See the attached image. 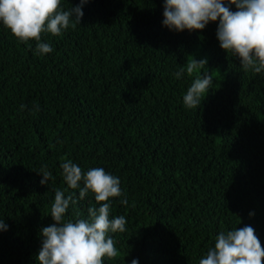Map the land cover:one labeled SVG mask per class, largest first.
<instances>
[{
    "label": "trees",
    "instance_id": "trees-1",
    "mask_svg": "<svg viewBox=\"0 0 264 264\" xmlns=\"http://www.w3.org/2000/svg\"><path fill=\"white\" fill-rule=\"evenodd\" d=\"M164 3L89 0L80 25L42 34L45 55L0 23V264H38L55 189L78 199L62 157L121 180L128 204L110 198V219L125 216L126 231L109 233L120 255L104 264H199L221 231L244 226L264 247V73L220 47L218 21L164 26ZM194 57L214 83L188 109L193 77L173 74ZM45 164L54 179L42 185ZM93 205L89 191L65 219Z\"/></svg>",
    "mask_w": 264,
    "mask_h": 264
},
{
    "label": "clouds",
    "instance_id": "clouds-1",
    "mask_svg": "<svg viewBox=\"0 0 264 264\" xmlns=\"http://www.w3.org/2000/svg\"><path fill=\"white\" fill-rule=\"evenodd\" d=\"M88 2L80 0L79 5L64 10L61 0H0V23L22 43L35 40V54L45 55L53 48L41 41L42 34L59 36L70 26L74 29L80 25L84 15L82 7ZM232 5L236 11L231 10ZM163 15V25L179 32L203 30L209 22L218 21L220 47L238 57L245 72L264 73V0H165ZM207 63L206 58L194 57L173 74L180 79L186 71L193 77L183 96L188 109H198L212 89V75L200 73ZM24 107L21 105V109ZM61 160L63 179L68 188L79 189V197L75 193L66 197V190L55 189L50 214L54 223L40 230L38 264H104L105 257L115 259L120 252L109 233L125 232L127 223L123 215L110 219V198L124 197L120 202L128 204L120 178L102 167L84 172L71 159L62 157ZM38 173L43 176L42 185L54 179L47 164ZM89 191L99 206H90L86 219L80 218L79 213H75V219H65L70 205L75 209ZM0 230H8L4 220H0ZM131 264H139V260L133 259ZM199 264H264V247L251 226L221 231Z\"/></svg>",
    "mask_w": 264,
    "mask_h": 264
}]
</instances>
